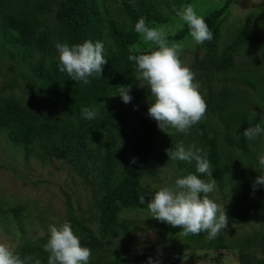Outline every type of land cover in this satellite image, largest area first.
<instances>
[{"label":"trees","instance_id":"obj_1","mask_svg":"<svg viewBox=\"0 0 264 264\" xmlns=\"http://www.w3.org/2000/svg\"><path fill=\"white\" fill-rule=\"evenodd\" d=\"M186 2L0 0V51L16 62L9 65L15 72L5 80L8 90H0V131L7 142L21 152L24 160L34 158L47 166L56 159L69 164L76 176L86 182L93 203L89 216L78 215L69 194L65 193V220L70 222L81 245L91 249L89 264H133L127 262L124 251H110L106 242L112 237L130 236L131 223L120 217L122 211L147 208L148 202L145 200L141 204L138 197L144 195L143 180L157 149L161 130L147 114L154 98L147 89L142 92L135 89L136 65L128 56L156 49L138 47L141 36L135 32V24L141 17L145 18L148 27L164 24ZM229 2L225 0L224 5ZM223 10V7L215 8L202 16L213 39L197 44L193 51L195 81L214 83L219 88L215 93L208 88L203 99L207 110L217 112L223 126L212 125L206 110L203 121L208 138L199 132V139L195 138L191 146L203 149L222 192L228 184L232 194L249 197V200L244 199V205L225 208L229 227L243 226L264 216V186H257L255 191L252 188L261 171L258 160L253 157L259 147L255 144L263 142L264 136L260 134L254 140H248L242 135L250 125L260 121L261 115L255 116L247 106V89L245 118L243 115L239 118L240 104L236 100L238 80L244 77V69L246 84L264 96V71L258 63L259 55L264 56V24L250 27L251 18L248 17L244 23L234 25L224 39L226 32L223 33L222 19H219ZM187 35L189 27L185 23L167 39L174 42ZM85 41L102 42L108 60L102 76L91 77L89 84L72 81L67 73L59 71V53L55 48L57 43L73 45ZM253 48L257 49L258 55ZM198 52L202 54L199 58ZM238 55L243 60L237 59ZM18 77L25 80L26 87L19 85ZM126 85H132L130 95L133 99L128 104L117 95L120 86ZM15 87H20L28 97L16 94ZM132 104L140 105V117L138 132L130 137L128 117ZM83 108L95 110L97 118L85 119ZM193 131H196L195 127L189 130L195 137ZM170 132L176 139L182 137L181 133ZM133 158L135 163H132ZM178 165V178L181 174L184 177L197 174L194 162L188 167L181 161ZM200 178L212 179L206 175ZM22 208H14L15 214H20ZM176 228L177 232L182 231L180 227ZM49 235L46 231L38 239L24 244L17 254L22 259L31 257V264H36L37 260L47 264L49 253L42 246ZM206 237L205 232L184 236V239L189 246L233 250L239 264H264V224L234 237H227L226 230L216 239Z\"/></svg>","mask_w":264,"mask_h":264},{"label":"rangeland","instance_id":"obj_2","mask_svg":"<svg viewBox=\"0 0 264 264\" xmlns=\"http://www.w3.org/2000/svg\"><path fill=\"white\" fill-rule=\"evenodd\" d=\"M224 2L225 0H187L183 6L192 4L199 16L206 15L215 8L223 7L224 10L219 19H222L223 33L226 32V34H223L224 39L234 25L244 23L248 17L251 18L250 27L264 24V0H230L226 6ZM184 24L185 22L177 15H173L166 23L156 24L152 28L162 29L168 36L182 28ZM172 42L170 41V43ZM174 42L183 45L180 60L183 65L194 72L196 66L193 64L195 57L193 51L197 43L190 34ZM138 47L147 50L156 48L155 45L145 43L142 37ZM252 51L258 55L256 48H253ZM236 58L243 60L240 55ZM258 63L264 71V56L261 54ZM10 64L15 65L16 62L0 51L1 91L8 90L5 86V80L11 78L13 72H15V69L9 66ZM25 73L29 74V71L26 70ZM196 73H198V69H196ZM243 74L244 77L239 78V84L236 88V100L241 105L238 108V114H240L238 116L241 118V115L246 114V89L249 92L247 106L253 113L261 115L264 113V96L261 95L262 92L258 89L246 84V69L243 70ZM260 77L262 78L263 74ZM18 81L21 87H26L23 78L18 77ZM199 84L198 90L203 98H205L208 88H211L214 93L219 89L214 83L199 82ZM135 89L142 92L147 88L138 87L137 82ZM13 90L24 98L28 97L23 91L21 92L20 87H15ZM139 106L138 104L130 106L128 117L130 137L138 132ZM241 107L244 110H241ZM207 113L211 117L209 122L212 121V125L223 126L217 112L208 109ZM243 117L245 118L244 115ZM203 120L204 118L192 126L196 129L195 132L193 131L195 137H192V132H188V134L181 133L182 137L176 139L170 131H177L169 129L168 140V134L161 131L156 145L157 149L151 158L147 175L143 180L142 189L147 202L151 201L152 194L160 188L165 186L174 188L175 181L178 179L179 161L169 160L165 149H174L178 143H183L187 149L195 141V138L199 139L197 137L199 132H201V135L205 134L204 137L208 138ZM254 126V124L250 125V127ZM218 135L219 133L216 134V136ZM258 144L259 147H257ZM255 145L258 151L253 153V157L258 160L261 155H264V141ZM181 162L185 167L190 165ZM179 177L183 178L184 175L181 174ZM65 193L69 194L73 208L78 215L82 217L89 216V211L93 208L90 188L82 178L76 176L69 164L60 163L56 159L47 166H43L34 158L26 161L22 158L21 152L10 145L0 131V243L10 246L17 253L24 244L38 239L40 235L48 231L50 225L59 226L62 224L67 217ZM209 198L220 205L221 208L223 206L227 208L244 205V199L249 200L247 194L245 196L232 194L228 184L223 187V192L217 186L216 190L209 194ZM21 206L23 208L20 209V214L16 215L14 208L19 209ZM120 217L131 223L130 236L128 238L122 236L109 238L106 246L110 251L116 253L124 251L128 263L148 264V258L152 257L159 264H239L237 254L233 250H207L198 248V246H189L186 244L184 236L177 232L176 227L174 228L151 218L148 208L124 210L120 213ZM252 221L243 226L233 225L227 227V237H234L239 233H247L259 228L264 224V216H258ZM89 222L92 223L93 220L90 218Z\"/></svg>","mask_w":264,"mask_h":264},{"label":"clouds","instance_id":"obj_3","mask_svg":"<svg viewBox=\"0 0 264 264\" xmlns=\"http://www.w3.org/2000/svg\"><path fill=\"white\" fill-rule=\"evenodd\" d=\"M176 15L189 27V34L197 44H203L213 39V33L202 16L192 4L182 6ZM135 32L140 34L145 43L155 45L156 49L139 55H129V61L136 65V81L138 87L147 88L154 98L149 104L148 116L157 122L158 128L169 135V129L188 134L189 129L201 121L206 113L207 105L199 92L200 84L195 81V73L182 64L180 54L183 45L170 43L167 34L162 29L148 27L145 18L141 17L135 24ZM59 53L58 69L67 73L72 81L89 84L90 78L102 76L103 66L108 60L104 56V44L85 41L82 44L69 45L57 43ZM132 85L120 86L118 94L122 102L128 104L133 99L130 95ZM85 119L94 120L98 113L89 108H83ZM256 116V113H254ZM264 113L254 127H248L242 135L248 140H254L264 134ZM169 160L195 163L197 174H188L175 181V187H162L147 203L151 218L166 223L172 227H180L184 236L207 233V239H216L227 229L229 217L225 206L221 208L209 198L216 190V179L213 178L212 166L203 149L195 145L185 148L183 144L165 149ZM136 159H132L135 163ZM261 171L256 177L252 188L264 186V155L258 158ZM255 170V169H254ZM256 171V170H255ZM258 172V171H257ZM201 175L212 177L206 181ZM141 204L145 203L144 195L138 197ZM49 237L42 246L49 253L47 264H89L91 249L81 245L74 234L69 221L65 220L59 226L50 225ZM0 264H31V257L22 259L10 246L0 243ZM36 264H40L37 260ZM148 264H159L152 257Z\"/></svg>","mask_w":264,"mask_h":264}]
</instances>
